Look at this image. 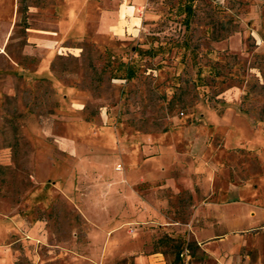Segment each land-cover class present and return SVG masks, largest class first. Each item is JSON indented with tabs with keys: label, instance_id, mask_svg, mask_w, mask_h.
I'll use <instances>...</instances> for the list:
<instances>
[{
	"label": "rangeland",
	"instance_id": "1",
	"mask_svg": "<svg viewBox=\"0 0 264 264\" xmlns=\"http://www.w3.org/2000/svg\"><path fill=\"white\" fill-rule=\"evenodd\" d=\"M252 197L264 0H0V264H131L104 250L137 233L199 256L153 211Z\"/></svg>",
	"mask_w": 264,
	"mask_h": 264
},
{
	"label": "crops",
	"instance_id": "2",
	"mask_svg": "<svg viewBox=\"0 0 264 264\" xmlns=\"http://www.w3.org/2000/svg\"><path fill=\"white\" fill-rule=\"evenodd\" d=\"M228 194L234 195L233 189ZM190 209L186 225H177L176 219L155 211L150 219L160 222L171 239L191 241L199 256L184 247L180 260H175V253L171 260L157 246L159 239L144 244L138 233L131 242L116 235L115 244L107 245L104 253L119 254L122 259L130 257L131 264H264V200L252 197L246 201L231 198L219 203L204 201Z\"/></svg>",
	"mask_w": 264,
	"mask_h": 264
},
{
	"label": "trees",
	"instance_id": "3",
	"mask_svg": "<svg viewBox=\"0 0 264 264\" xmlns=\"http://www.w3.org/2000/svg\"><path fill=\"white\" fill-rule=\"evenodd\" d=\"M167 239H171V238H169V237H167ZM176 252H175V260H180V252H181V250L183 249V248H180L179 247V244H176Z\"/></svg>",
	"mask_w": 264,
	"mask_h": 264
}]
</instances>
